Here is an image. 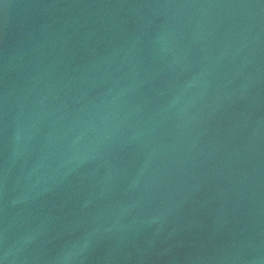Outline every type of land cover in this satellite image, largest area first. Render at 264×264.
<instances>
[{"label": "water", "instance_id": "1", "mask_svg": "<svg viewBox=\"0 0 264 264\" xmlns=\"http://www.w3.org/2000/svg\"><path fill=\"white\" fill-rule=\"evenodd\" d=\"M0 264H264V0H0Z\"/></svg>", "mask_w": 264, "mask_h": 264}]
</instances>
